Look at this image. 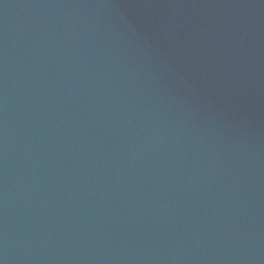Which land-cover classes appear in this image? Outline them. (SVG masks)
<instances>
[{
    "label": "water",
    "instance_id": "water-1",
    "mask_svg": "<svg viewBox=\"0 0 264 264\" xmlns=\"http://www.w3.org/2000/svg\"><path fill=\"white\" fill-rule=\"evenodd\" d=\"M0 264H264V0H0Z\"/></svg>",
    "mask_w": 264,
    "mask_h": 264
}]
</instances>
